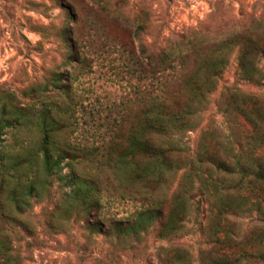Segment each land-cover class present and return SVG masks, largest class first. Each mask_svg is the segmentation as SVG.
Returning <instances> with one entry per match:
<instances>
[{"label": "rangeland", "instance_id": "rangeland-1", "mask_svg": "<svg viewBox=\"0 0 264 264\" xmlns=\"http://www.w3.org/2000/svg\"><path fill=\"white\" fill-rule=\"evenodd\" d=\"M258 33L264 38V0H0V118L20 124L2 130L0 172L12 187L19 175L24 185L34 181L26 204L16 209L9 202L18 222L12 236L20 264H201L207 259V204L196 190L182 228L164 239L156 235L183 171H162L157 186L136 182L107 162V149L126 126L125 116L139 110L136 94H159L157 65L164 54L176 55L186 42L216 44ZM226 58L198 127L171 137L186 149L183 157L197 151L205 129L221 138L247 133L242 120L225 115L226 91L264 105V78L252 83L240 76L235 48ZM258 58L264 75V52ZM56 76L62 89L54 86ZM43 111L65 125L57 144L77 154L56 176L44 175L35 161ZM76 176L95 189L97 202L85 212L71 195L69 181ZM157 200L163 216L155 226L128 236L111 229L117 222L132 223ZM233 224L242 242L264 228V219L253 211Z\"/></svg>", "mask_w": 264, "mask_h": 264}, {"label": "trees", "instance_id": "trees-1", "mask_svg": "<svg viewBox=\"0 0 264 264\" xmlns=\"http://www.w3.org/2000/svg\"><path fill=\"white\" fill-rule=\"evenodd\" d=\"M254 35L216 44L186 42L176 55L164 54L157 65L161 72L157 81L159 94H136L139 110L122 118L126 126L115 133L107 149V162L136 182H152L157 186L162 171H183L156 235L164 239L182 228L193 198L191 191L196 190L207 204L205 234L211 243L207 259L201 264H264V228L253 231L241 242L236 239L233 224L240 214L253 211L264 219V105L250 95L226 91L223 111L230 119H240L246 124L248 131L242 138L237 139L233 133L221 138L214 130L205 129L197 151L190 157L188 154L183 157L186 149L175 145L171 138L198 127L199 114L209 105V95L217 87L227 66L226 55L233 48L237 53L236 67L244 80L255 83L264 78L258 63L264 52V38L259 33ZM56 77L54 86L62 89L61 80ZM19 125L18 119L0 118V135L3 129ZM37 127L40 137L35 161L44 175H59L62 164L76 160L77 156L65 144L60 147L56 142L57 133L65 125L56 115L43 111ZM5 173L0 172V264H20L12 236L18 222L9 206L14 203L17 209L26 204L34 181L27 179L24 185L19 175L12 187L3 182ZM69 185L74 188L73 200L83 211L97 202L93 198L95 189L89 182L76 176ZM159 203L153 201L150 208L137 213L132 223L117 222L111 229L120 236L147 231L163 216Z\"/></svg>", "mask_w": 264, "mask_h": 264}]
</instances>
